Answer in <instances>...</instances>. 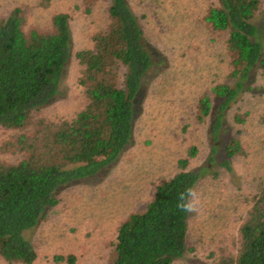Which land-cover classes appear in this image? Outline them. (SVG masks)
<instances>
[{"label":"trees","instance_id":"trees-1","mask_svg":"<svg viewBox=\"0 0 264 264\" xmlns=\"http://www.w3.org/2000/svg\"><path fill=\"white\" fill-rule=\"evenodd\" d=\"M262 3H208L203 21L222 37L229 66L226 80L214 83L196 102V121L214 115L208 124L210 151L203 165L191 169L199 148L192 144L186 149L176 161L175 173L155 185L144 209L119 224L107 264H172L193 251L189 227L195 185L205 173L219 174L212 170L214 164L231 171V160L244 153L240 128L225 137L228 120L238 126L247 122V110L232 108L246 93L259 89L256 74L264 73ZM81 5L89 14L93 1L82 0ZM26 12L24 6H15L0 17V126L18 131L10 146L21 154L15 162L0 161V257L8 263L32 264L37 252L25 232L44 218L46 208L58 203L56 191L108 167L130 142L134 103L151 56L128 0H108L106 23L90 34V47L74 53L80 66L76 83L85 103L69 118L36 116L33 110L58 92L72 55L71 34L65 11L52 14L47 30H25ZM253 190L234 250L220 254L213 264H264V179ZM54 259L75 261L72 254Z\"/></svg>","mask_w":264,"mask_h":264},{"label":"rangeland","instance_id":"rangeland-1","mask_svg":"<svg viewBox=\"0 0 264 264\" xmlns=\"http://www.w3.org/2000/svg\"><path fill=\"white\" fill-rule=\"evenodd\" d=\"M92 1L87 14L82 11V0H49L46 5L41 0H0V17L15 6L27 9L25 30H47L53 13L69 14L72 55L57 94L33 110L36 116L69 118L85 103L76 83L80 66L74 53L90 47V34L107 21L108 0ZM209 2L128 0L139 17L151 56L134 103L130 142L108 167L56 191L58 203L46 208L44 218L25 232L37 252L32 264H69L54 259L68 254L75 257L73 264L109 263L119 224L130 213L144 209L155 185L175 173L177 159L190 145L195 144L199 152L189 167L197 169L205 163L210 151L208 124L214 115L196 121V102L202 93H210L214 83L226 80L229 67L222 37L210 32L203 21ZM256 78L259 89L246 93L232 108L247 110V122L238 126L227 121L230 131L225 138L240 128L244 153L231 160V171L214 164L212 170L219 174L205 173L198 180L190 197L189 243L193 251L172 264H213L220 254L235 248L237 228L250 206L254 186L264 179V73H257ZM17 132L0 126L1 162L20 158L10 146ZM0 264L21 263H8L0 257Z\"/></svg>","mask_w":264,"mask_h":264},{"label":"clouds","instance_id":"clouds-1","mask_svg":"<svg viewBox=\"0 0 264 264\" xmlns=\"http://www.w3.org/2000/svg\"><path fill=\"white\" fill-rule=\"evenodd\" d=\"M181 207H186V205H181Z\"/></svg>","mask_w":264,"mask_h":264}]
</instances>
